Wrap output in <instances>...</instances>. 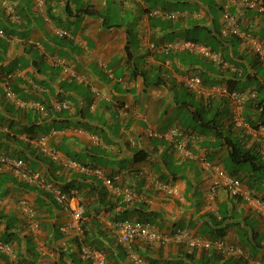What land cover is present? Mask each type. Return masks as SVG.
I'll return each instance as SVG.
<instances>
[{
  "label": "crops",
  "instance_id": "1",
  "mask_svg": "<svg viewBox=\"0 0 264 264\" xmlns=\"http://www.w3.org/2000/svg\"><path fill=\"white\" fill-rule=\"evenodd\" d=\"M86 8L99 13H85ZM226 10L264 41V10L231 0H0V150L24 152L28 167L54 183L75 179L87 209L82 230L63 231L72 216L52 193L13 170L1 172L0 239H11L17 264H92L81 257L82 244L104 249L113 264L223 263L209 251L179 243L123 244L113 224L126 216L125 209L134 218H150L163 232L186 228L211 239L220 236L206 232L215 235L228 224L225 243L244 248L245 264H264V218L222 188L211 193L215 173L206 164L224 168L229 146L215 137L220 131L264 149L254 131L264 110L255 101L249 116L242 112L246 125L237 127L229 97L203 96L186 86L193 75L223 88L233 80L236 90L247 94L245 107L256 94L264 98V66L254 51L238 37L221 34ZM170 12L175 18L167 17ZM193 39L214 41L221 60L186 48ZM9 76L13 97L6 94ZM61 102L68 107L59 109ZM196 111L207 118L218 114L220 130L194 124ZM35 123L47 145L77 166L57 161L55 167L39 158L45 156L27 134ZM173 127L188 136L194 156L167 138ZM139 151L147 156L137 160ZM86 166L120 178L110 188L85 172ZM240 176L249 188V175ZM262 187L250 189L264 197V182ZM126 188L134 191L131 201H125ZM23 199L39 228L31 227ZM220 213L229 217L222 225ZM10 263L11 256L0 252V264Z\"/></svg>",
  "mask_w": 264,
  "mask_h": 264
},
{
  "label": "built area",
  "instance_id": "2",
  "mask_svg": "<svg viewBox=\"0 0 264 264\" xmlns=\"http://www.w3.org/2000/svg\"><path fill=\"white\" fill-rule=\"evenodd\" d=\"M234 3L241 4L246 8L251 9H264L262 1L260 0H231ZM158 13V11H154ZM167 17H175L174 12L166 14ZM224 21V33L232 32L233 34L239 36L243 39L244 43L254 51L261 60V63L264 66V41H262L258 36L253 35L251 32L241 30L239 27L236 17L226 10L223 14ZM0 34H3V31L0 30ZM61 34H65V31H61ZM184 46L191 51H196L203 54L206 57L212 58L214 61L219 62L221 60V55L211 49L210 46L195 42V41H186ZM10 78V76L8 77ZM9 79H7L5 86L7 90V95L13 97L14 93L9 86ZM186 86L201 95L212 96L214 93H220L229 97L233 104V112L235 114V124L237 127H244L246 121L243 118V106L247 98V94L238 90L230 91L228 88L219 87L217 85L206 86L201 76L193 75L189 76L186 79ZM67 107L65 103H60L58 108ZM249 128V126H248ZM256 134L264 140V123L260 122L257 124V127L254 128ZM167 138L175 141L177 148L184 150L186 155L189 157L194 156V154L187 149L188 145V136L184 134L179 127H173L167 133ZM47 135H42L40 138L36 139L35 142L43 149V151L48 152L53 155V157L62 163L68 164L72 161H69L66 157H62L52 149L47 146ZM73 166H77L75 162H72ZM207 167L211 168L215 173V179L211 185L210 192L214 193L219 188L226 190L233 197H240L243 200L247 201L249 206L253 208L259 215L264 218V198L258 194H255L249 188L244 186V182L241 178L231 174L225 168L218 166L212 162L206 163ZM82 169L87 172L94 174L103 179L105 185L110 188L115 187V181L120 177L115 176L108 177L104 173V170L100 167H82ZM5 170L15 171L19 177L29 183H38L44 189L51 192L54 198L60 204L64 205V208L70 211L72 216V221L61 227V230L65 231L68 228H74L77 232L82 230V223L85 220V207L81 203L80 196L78 191L71 190L70 192L62 190L60 187L53 185L52 183L46 182L38 172H32L28 169L24 160L0 153V173ZM134 198V191L126 188L125 190V201H131ZM24 211L27 212L31 218V227L39 228L40 221L34 219V212L30 205L28 204L27 199H23L20 202ZM113 228L119 240L130 247V245L137 240L145 241L151 245L160 244L168 245L171 243L185 244L191 248L198 249H209L216 248L222 252L228 254H241L242 250L238 247H233L227 245L221 239H209L198 235H193L189 229L186 228H177L171 232H163L159 230L155 225L150 222L139 221V220H130L123 219L117 220L113 224ZM0 252L11 256V264H17L14 260V247L12 243L5 242L0 240ZM131 257L135 258L137 262H141V258L135 255L133 251L130 252ZM80 255L83 259L90 261L92 264H113L107 257V254L104 249H99L92 247L89 244H82L80 247Z\"/></svg>",
  "mask_w": 264,
  "mask_h": 264
},
{
  "label": "trees",
  "instance_id": "3",
  "mask_svg": "<svg viewBox=\"0 0 264 264\" xmlns=\"http://www.w3.org/2000/svg\"><path fill=\"white\" fill-rule=\"evenodd\" d=\"M260 1H262V5L261 6L264 7V0H260ZM247 9H251V8H247ZM251 10L262 11L264 9L257 8V9H251ZM84 12L85 13H88V14H98L99 13L95 9H91V8H86L84 10ZM171 18H175V17H171ZM236 20H237V18H236ZM237 23H238V20H237ZM238 25H239V23H238ZM221 27H222L221 28L222 29L221 30V34L223 36L224 35H226V36H236L241 41H243L242 38H240L239 36L233 34L232 32L224 33V21L222 22V26ZM241 30L251 32L253 35H255L250 29H243V28H241ZM212 38H214V36ZM190 41L198 42L200 40L193 39V40H190ZM212 41H213V39H212ZM217 43H219V42H217ZM243 43H244V41H243ZM206 44H208L211 47L212 50L215 49L214 51H216V44L214 43V41L213 42L206 43ZM246 47L249 48L247 45H246ZM256 56H257L259 62L261 63V60L259 59V56L257 54H256ZM201 78H202V80L204 82L203 76H201ZM228 87H229L230 91L236 90V88H235L236 87L235 86V82L233 80L228 81ZM254 90H257V91L260 90L259 85H257ZM260 97H261L260 95L256 94V97L253 99V101H250V104L248 103V105L246 107L244 106L243 111L245 109V114H247V116H249L248 113H250V111L248 112V108H250V106L256 105L255 106L256 108H259V109L260 108H263V110H264V98L259 99ZM255 101H257L258 103H256V104L253 105V103ZM61 103L62 104L65 103L67 105V107H68V103L67 102H61ZM63 108H65V107H63ZM246 108H247V110H246ZM42 110H44L45 112H47V109H45L44 106H43ZM195 116H196L195 117V120L197 122H200V124L202 126H208V127L216 128V129L220 130V127L218 125V122H219V115L218 114H214V115L210 116L209 118H207V117H204L201 112L196 111ZM263 123H264V121H263ZM36 126H37V123H35L31 127V129L29 128L28 129L29 131L27 132L28 138L30 140H32V141L35 138L38 139L42 135H45V134L39 135L38 130H36ZM255 127H257V125ZM32 130L34 132V135L32 134L33 133ZM221 136L224 137L223 140H221V141H223L224 144H227L229 146V152H228V158H227V160L230 161L231 163H233L234 165L239 166V167L234 168L233 170H229L228 169L227 171L230 172L231 174H233V175L241 178L242 180H244V179L240 176L241 173L242 174H247V176L249 175V180L247 181V185H248L249 189L250 188L252 190L257 189V192H261L263 190L262 184L264 182V155H263L264 154V149L261 148V145L262 144L260 145V143H259V144H255L252 147H249L247 145V143H244L243 142L242 137L237 136V135H232L231 131H228L226 134L223 131H220L219 133H217L215 135L216 138L221 137ZM33 143H35L38 147H40L37 144V142L33 141ZM48 148L52 149L54 152L57 153V151H55L52 147L48 146ZM38 151H39V153H41L42 155L45 156V157H43V156H40L39 157L38 156L39 158H41L43 161L50 162L52 166H55L54 165V162L56 163L57 160L53 157L52 154L43 151V149H39ZM0 153H4L6 155H10L12 157H17V158H20V159L24 160V162L27 165V167H28V164L30 163V161H29L30 156L25 155V153L24 152H21V151H19V152L16 153V152H13L11 150L10 151L9 150H7V151L0 150ZM146 156H147V153L146 152L139 151L137 153V155H136V159L137 160L138 159H144ZM55 167H58V166H55ZM86 167H88V166H86ZM92 167H94V166H92ZM28 169L31 170L32 172H38L36 170L30 169L29 167H28ZM39 174L41 175V173H39ZM88 174H91V173H88ZM92 175H94V174H92ZM41 177L46 182L52 183L53 185L60 187L64 191L70 192L71 190H76V191H78L79 195L81 196V194H80L81 186H79V183H77L75 179L73 181H69V182L59 183L58 184V183H54L52 181H49L47 179V177L45 178V176L43 177V175H41ZM114 177L115 176H113V178ZM25 182H27V181H25ZM116 182L117 181H115V184H116ZM257 192L256 193L254 192V193L260 195ZM101 193L102 194H107V191L105 189H103L101 191ZM260 196H262V195H260ZM81 203L83 204V202H81ZM84 207H85V205H84ZM86 212H87V209L85 207V216H86ZM125 213H126L125 214L126 216H123V217H121L118 220H123V219L139 220V221L150 222L151 224H153L151 222V219L150 218H144L142 216H139L137 218L132 217L131 216V211L129 209H125ZM220 215H221V218H220L219 222L217 223L218 225H222L223 223H225V221L227 220V218H229L228 216H225L222 213H220ZM227 228H228V224H226L225 226H223L221 228H217L216 231H215V235H214V233H209V232H206V234H210V235H212V237H214V236H220V238H218V239L223 240L222 237L225 235V230ZM13 235H14V233L12 234V236ZM0 240L5 241V242L12 243L11 242V239L8 236H6L5 238L0 239ZM96 248H99V247H96ZM193 249H198V248H193ZM243 249L244 248H241V250H242V253L241 254H232L229 257H225V255H223L222 251L221 250H218L216 248H209V249H205L204 248V249H201V250H203V251H209L210 252V254H209L210 258H216V257H218V260H222L223 261L222 264H245L247 262V259L243 255ZM209 262H211V259H208L207 263H209Z\"/></svg>",
  "mask_w": 264,
  "mask_h": 264
},
{
  "label": "rangeland",
  "instance_id": "4",
  "mask_svg": "<svg viewBox=\"0 0 264 264\" xmlns=\"http://www.w3.org/2000/svg\"><path fill=\"white\" fill-rule=\"evenodd\" d=\"M210 113V112H209ZM210 114H212V113H210ZM210 114H208V115H210ZM211 116V115H210ZM210 116H208V117H210ZM191 121L194 123V124H196L197 123V121L195 120V118L193 119H191ZM236 167H239V166H237V165H234L233 163H231L230 161H228V160H226L225 161V163H224V168L226 169V170H233L234 168H236ZM260 190V189H259ZM11 264V263H10Z\"/></svg>",
  "mask_w": 264,
  "mask_h": 264
},
{
  "label": "clouds",
  "instance_id": "5",
  "mask_svg": "<svg viewBox=\"0 0 264 264\" xmlns=\"http://www.w3.org/2000/svg\"><path fill=\"white\" fill-rule=\"evenodd\" d=\"M200 76V75H199ZM9 79V86H10V88H11V90L13 91V89H12V85H11V82H10V78H8ZM203 81V80H202ZM204 83V82H203ZM205 84V83H204ZM206 85V84H205ZM206 86H208V85H206ZM229 89V88H228ZM230 90V89H229ZM238 91H240V90H238ZM13 93H14V95H15V92L13 91ZM6 94H7V91H6ZM8 96V95H7ZM203 96H205V95H203ZM9 97V96H8ZM208 97H210V96H208ZM232 102V101H231ZM243 108H244V106H243ZM36 139L37 138H35V139H33V141H36ZM51 193V192H50ZM80 196V195H79ZM57 201V200H56ZM203 237V236H202ZM206 238V237H205ZM209 239H211V238H209ZM185 245V244H184Z\"/></svg>",
  "mask_w": 264,
  "mask_h": 264
}]
</instances>
